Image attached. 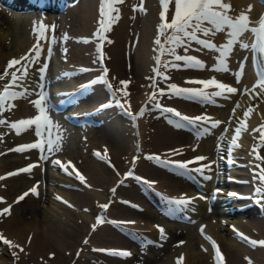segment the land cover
<instances>
[{"label": "bare ground", "instance_id": "1", "mask_svg": "<svg viewBox=\"0 0 264 264\" xmlns=\"http://www.w3.org/2000/svg\"><path fill=\"white\" fill-rule=\"evenodd\" d=\"M9 1L11 2L9 3L6 0H0V75L3 74L5 66L12 60V58L19 59L21 56L28 53L29 49H31L36 43V36L33 34V27L36 22L42 21L46 25H55L56 32L54 37L56 40H59L61 39L60 31L63 27L60 28L58 23L62 20V22H64L69 20V18L75 17L79 21V27H73V24L72 26L70 25L66 29L62 30V36L66 33L67 37L72 38L73 40L76 37H80V39H77L81 41V46L75 49L70 47L72 46L71 44L68 47V53L72 55L70 58H73L77 54L78 57H81V61H83V63H79V65H77L78 63L76 61L79 59L76 58L78 60L75 61V63H77L75 67L81 68V71H78V77L72 87H69L70 82L66 84L63 75L60 76L63 84H61V86L59 85L61 89H67L68 92H71L70 99L72 101H74L75 97H77V100L73 102L74 105H72L70 109L71 114H75L77 116L82 114L84 118H99L98 116L100 113H104V115L107 113L112 114L109 110L112 106L113 109H120L123 121L121 125L118 123V125H112V127L105 126V129L107 131H111L110 133H112L110 137H108L109 135L106 136L104 134L107 131L104 130V133H100L96 130L97 128L94 124L86 122L84 130L86 142L88 146L91 147V154L89 153V155H92V158L89 156V158L87 156L79 158L81 152L83 154L81 156H84L86 151H84V153L81 151L80 154L78 151V154H70L67 158L65 155H62L63 158H61L60 155H56L54 159L59 160L61 165H66L67 171H65L60 165H54L51 162L52 168H55L56 166V169H59L58 172L53 171L55 173L53 174L52 172L51 176L57 177L61 181L48 179L50 183L58 182L62 184L65 183L66 185H70L72 187L74 186L71 191H66L63 187L53 188V186H46V190L49 194L48 201L54 204L51 205L54 206L61 215L63 212L69 213L68 217H64L65 214L62 216L66 218L65 220H68L67 222L70 223L73 231H75L74 235L70 236L72 238L67 237L69 236V232L67 233L65 231L68 234L67 235L64 231H62L61 226H58V222L56 224L54 221V217H52L53 215H49V211L44 212L43 216L39 215V208L36 203L32 202L33 205L27 209V212H31V217H27L28 215L25 216L26 211L18 210L20 202L17 203L16 201L17 198L24 193L21 191L23 190L24 185L29 189L36 186L38 193L43 188L45 180L43 179V176H40V170H42L44 166V160L40 159L38 151L33 148H25L20 152L8 151L4 154L5 156L3 161V156L0 152V167L4 168V170L7 167V160L9 158L14 156L16 163V166H12V168L10 166V168H8L9 170H3L0 172L1 177H4V179L0 180V186H5L6 183H9L8 180L10 178L6 177V172L10 173L11 170L16 168L22 169L20 167H24L31 161H34V163H32L33 167L28 172H15L16 175L12 178L14 179V182H11V186L14 191L12 197L9 196V194L7 195V192L5 191L6 189L4 191L0 189V197L3 198L0 202L5 201L2 205H0V234H2L7 240L12 241L13 244L20 246L12 247L10 245H5L3 241H0V264H37L38 262H46L47 259H49V252L54 249L52 247L60 249L62 258L71 257L68 264L73 262L74 259L75 261L73 264H99L100 260L102 261L100 262L101 264H129V261H132L131 259L133 257L124 258L120 256H113L106 251H96V249H105L106 247L112 246L115 250L133 252V250H130L132 247L131 245L133 244L130 242H133V239L135 241L140 239L142 247L145 242L148 243V241H152L153 244L155 243L154 247L157 250L160 249L167 252L165 254H168L169 262L171 264H217L216 256L213 255V250L208 239L197 231V229H193L190 235H186V240L184 239V243L181 245L168 246L165 244L168 239V228L166 224L167 221H169L168 217L171 216V214H162L157 210V208L151 205V202L148 201L149 199L145 198L147 194L146 189L153 195L163 200L167 206L171 205L166 199L168 197L180 198L182 195L186 198L194 197L195 200L191 207L184 208L178 212V215H180L181 221H184L185 215H189L192 220L189 227L193 225L197 226L198 223L205 224L206 231L214 235L217 242L221 243V246L225 249L223 264H255L258 261L264 264V245H253L249 242L250 239L248 238L251 237L255 241H264V212L259 214L257 212L256 215H249L248 213L254 212L256 207H254L251 202H247L249 200H243L242 197H236V195L241 193L238 191L240 190L238 185H228L226 188L221 185L228 183L227 180L232 181V179H236L239 173H243L241 171H244L242 166L244 161L247 162L255 154L250 145H255L254 143H256V141L261 140L260 128H258V131H253L255 126L264 124L261 123L264 121V95H256V92H261L262 90L259 85H257V77L255 74L252 76L256 81L253 85H257L255 91L251 93H245L243 91L244 86H247L248 89L253 88V85L249 84L250 81L248 82V79H246L248 77L247 75L250 73L249 70H252V67L251 65H248V60H244V57H248L251 50L241 49L239 43L235 44L231 50V54L226 60L227 66L230 69L228 73L216 72L212 70V65L219 63L217 57L220 53L218 51L203 48V46L197 45L195 42H192V45L186 54L200 57L202 59L201 61H203L206 65L204 69L184 68L182 66L184 63L183 61L177 62L181 65V67L173 68L171 66V61L174 60V57L170 58L168 55L166 56L165 51L162 55L160 71L166 79L157 77L158 83L156 78L157 87L154 90L150 87L152 83L150 78L153 76V69L156 66L155 57L157 55V45H155L154 41L158 37V25L161 23L159 0H144L146 4L144 9L146 11L133 9L134 4H138L142 0H123L121 3L123 8L119 20L112 23L110 31L104 33L105 43L104 52H102L104 64L115 88L119 89L120 86H123L120 81H128L127 85H129L132 90L129 94H131L133 99L130 95L127 96L128 93L124 95V108H121L117 104H114V100L111 98V91L105 89L106 94L104 90H98V88L95 87V84L93 85L90 83L91 81H89V79L99 75L101 76L102 73L100 74L99 72L96 74L95 72L92 74L90 69L88 71H83L84 66L89 67L101 62V60L99 61V58L98 60L95 58L98 57V55L94 56V54L97 52L99 54L100 52L97 49V43H100L101 39L97 37L96 40L94 39L93 43L95 46L93 45L91 48L93 50L91 55L88 51L89 48H85L86 46L83 43L84 40L89 38L84 35H90L92 38L98 30V21L101 19V16L98 15V8L101 6H99V0H39L41 5L38 7L35 5L32 6L34 0ZM226 2L231 4L232 10L229 12V15H233L234 17L238 16L241 12H245V14L250 17L259 12V7L255 0H226ZM173 14L174 6L170 4L167 16L169 22L171 21ZM10 18L12 22L10 21ZM19 20L21 24L13 23H17ZM55 22H57V25ZM70 23L67 24L69 25ZM61 24L63 25L64 23ZM63 26H66V24ZM80 28L81 31H78ZM52 31L53 30L51 28L47 29V39H41L40 41L41 45H43V51L40 57L41 63L44 62L47 54V48L50 46L49 35ZM13 33L16 36L14 39L12 37ZM247 33L248 32H245L240 39L247 42ZM130 34L133 37L136 36L138 38L137 47H135L137 48L136 53H134V50H130L132 54H137V59L134 61V65L132 66V63H130L131 67H133V69H131V75L128 73L129 67L127 68L125 65V60L127 58L125 53L127 54V50L131 44L130 42L134 41V39L130 38ZM208 37L214 39V44L217 46L226 43L228 39L226 32L217 33L214 36L210 33ZM69 38L66 39V37H63L65 41L67 40L66 42H68V45L71 40H69ZM160 38L162 45H164L165 48L167 45H171L165 44V37ZM82 44H84L83 47ZM63 45L64 44H62L61 47H63ZM54 46L55 44L52 45V48H54ZM195 48H199L201 50L197 51ZM179 49H181V51H179ZM56 50L57 49L55 48L54 54L51 56V58L54 57V59L52 58L53 62L55 61L56 52L58 53ZM149 51L151 53H149ZM176 51L185 53L184 46L177 48ZM139 53L143 55V59L140 62L138 60ZM31 55H35V53H31ZM242 60H244V70L240 81L246 79L243 84H241L242 81L237 82L235 77L231 74L233 71H237L239 69V65ZM68 61L70 62V59ZM167 61L169 63H167V67H165V63ZM24 62L25 61H21V64ZM66 63L62 66L64 70L67 69ZM39 66L40 65L33 64V66L30 67V76L28 80L25 81L30 90L36 88V81L39 76L37 69ZM69 68L73 69L74 66H69L68 69ZM48 72L50 73V71ZM252 73L253 72H251V74ZM212 77L228 81L229 85L236 87L238 91L236 93L229 94L230 98L227 100L223 97H217L216 99L218 100V104L215 105L189 101L178 97H173V100L169 99L170 101H159L161 104L164 103V105L161 106L174 108L177 111L182 112L183 115L189 117L206 116L210 118V120H220L224 122L216 129H213L210 134H202L201 138L197 139L196 134L185 129H178L174 125L169 124L166 120H162V118L160 119L163 114L157 109H152L151 102L149 100L151 96L150 91L152 89L157 94L159 93L160 88L165 89L166 94L164 96H167V93L169 92L167 85L170 83H175L178 87H198L208 92L219 90L214 84H210L207 88H205L202 84L194 83V81L208 80ZM250 78L249 80H251ZM162 80H166L165 84H163L164 82ZM102 85L105 86L104 84ZM127 85H124L122 89H125ZM146 91V102L139 104V98L144 95ZM80 94L84 95V99L91 100L85 102L83 96L82 98H79ZM160 97L163 96L158 95L159 99ZM165 98L167 99V97ZM35 99H38L35 95L17 97L11 102H7L6 107L1 110L2 112H5L6 115L4 114L3 116L1 114L3 119L1 118L0 120L5 119L8 121V126L13 130L11 132H14L17 136L15 141L19 139V142L16 144L28 142L37 138L32 129L25 130V125H19L16 128L12 127L13 123L22 119H30L39 113L33 104L30 103V101ZM80 99H83L84 101L81 102L82 100L80 101ZM104 102H107L109 106L103 107ZM237 102H239L241 107L236 108ZM196 106L199 110L196 109ZM142 107H146L148 111H146L144 115L139 116L136 120H133V116L136 115ZM249 107H251L253 111L245 118L244 112ZM233 108H236L235 113L232 112ZM125 109L127 112L132 113V115H128ZM9 113H11V115ZM228 116L232 117L230 122L226 119ZM242 120H246L247 128L242 130L238 139L239 147H237L233 145L232 140L235 137V129L240 126V122ZM56 122L59 124V120ZM133 122H137V126L133 127ZM65 123L73 126V124L69 123L67 120H64L63 124ZM123 123L129 124L126 126L128 128V136L126 137L122 135V128L125 126ZM130 124L133 128L130 127ZM75 126L78 127L80 125L75 124L74 127ZM210 126V123L202 124L201 128H210ZM32 127L34 128L35 125ZM201 128L199 129L201 130ZM225 128H227L225 139L223 141H219L218 137L222 132H224ZM0 133L2 136L8 135L6 131H0ZM62 133H65L67 138H71L72 134L75 135V132L70 131L69 128L60 124V135L64 137ZM43 135L46 136L44 132L41 133V136ZM55 135L56 131L54 129L53 136ZM9 136L10 135L6 138V141H11L15 138L13 136ZM132 136H135L136 138L131 146L130 139H132ZM141 137L143 139L142 146L140 145L142 150L136 151V147L138 146V143L136 142H139V140L141 141ZM68 143L69 145L72 144L71 142ZM218 144L220 145L219 149L217 148ZM8 147H11V145H5V148L3 146V150H6ZM45 148L46 151L47 145ZM171 149H177L181 154H174L170 151ZM97 153H99V155H97ZM200 154H203L208 159L204 161H195L194 158ZM134 155L140 156L137 161L132 160ZM148 155H157L160 159L192 161V163L189 164L190 168L200 167L201 165L209 164L210 161H215L214 164H211V171L204 169L205 174L211 175L213 179L206 180L203 176H200L199 173H193L194 175L200 177L201 186L200 188H197L195 183L189 184V181L182 175L178 178V174L175 172L180 170L172 167H165L160 164L159 165L161 167H159L157 166L158 163L155 166L154 160L146 158ZM19 157L22 159H19ZM101 157L105 158L102 159ZM69 161L71 164L68 163ZM3 162L4 164H2ZM227 163H231V167L228 168L226 166ZM130 165L133 166L135 171L143 176L142 178L149 182H155L151 189L146 188L144 183H141V186H144V188L141 187L142 189L140 187H136L134 184L133 186H130L131 181H136L132 179V177H124V173L130 171ZM77 171L85 177V182L76 178L75 173ZM24 177H27V180L23 179ZM118 179H122L124 183L118 184L116 192L112 194V187L116 185ZM182 181H187V183H185L186 188H184L183 191L180 190L184 185ZM246 184H248V182ZM106 188H108V190H106ZM222 191L228 193L230 198H233L231 205L238 208L237 211H234L232 214H228V206L221 205V202L219 201L222 198H225V195H223V197L220 196L219 192ZM28 196H33L34 198V196L37 197L38 195L29 192ZM200 196H205L207 199H200ZM57 197L62 199H58ZM123 197L139 202V206L136 208L120 202ZM216 197L217 199L213 202L212 199ZM63 201H67L68 203H64ZM50 203L46 204V207H49ZM106 203H110V206L107 210H104L105 215H101L102 217L100 216L102 224L100 227L96 228L95 231H93L92 226L94 224L96 227L100 225L99 222L97 223L94 221L95 215L98 211L103 210L100 205H105ZM209 203L212 204L213 208H208ZM243 203L249 204L245 207V204ZM215 204H217L218 209L220 208L218 213L214 211ZM85 205L90 206L88 211L84 209L86 208ZM4 206H8L7 208H9L10 215L2 213ZM172 207L179 206L172 205ZM110 210L113 213L112 215H108ZM245 211L248 213H245ZM210 213L215 216L214 220L216 224L207 220L206 216L211 217ZM72 214L75 215V217H73ZM111 218L115 219L112 220ZM109 220L134 221L135 223L126 224L123 227H117L115 224L108 223L107 221ZM157 225L165 230L164 237L166 238L161 237V233ZM215 225L216 227H220V229H222L221 233L216 231V228H214ZM242 231L248 237L241 236L240 232ZM177 232L180 233L181 230L178 229ZM128 237H130V239ZM192 239H194L196 244H194L195 242H193ZM86 240L88 243H85ZM159 241L163 242V246L160 247L157 244ZM128 246H131L130 249ZM167 246L169 248H166ZM20 248H23V251H21ZM160 250H158V252ZM13 252L16 253L15 256L17 257L13 255ZM78 252L79 255L77 256ZM154 252L156 253V251ZM34 253H37L38 256L40 255V260L36 258L37 255H34ZM154 254H151V256H154L155 259ZM246 254L249 255L251 261H249L250 259L245 258ZM158 255L159 253L157 256ZM135 256L138 257L139 255ZM101 257H103V259ZM181 257L183 259L179 260ZM256 258L258 259L256 260ZM153 262L156 261L154 260ZM135 264L141 263L135 262Z\"/></svg>", "mask_w": 264, "mask_h": 264}, {"label": "snow or ice", "instance_id": "2", "mask_svg": "<svg viewBox=\"0 0 264 264\" xmlns=\"http://www.w3.org/2000/svg\"><path fill=\"white\" fill-rule=\"evenodd\" d=\"M103 7L101 8V19L98 21V30L97 37L99 39H104V33L110 31V25L119 20V9L113 8V5L116 3H122L123 0H102ZM161 5L163 6V11L160 13L161 23L158 25V37L155 39L154 43L157 45L156 52L157 55L155 57L156 66L153 71L155 76L151 77L152 83L150 85L154 90L157 87L156 78L160 77L161 79H166L163 73L160 71L161 65V56L167 51L174 60L171 61V66L173 68H179L181 65L177 62L183 61V67L188 69H204L206 67L205 63L199 60L196 56L192 55H179L177 54V48L184 46V52L187 53L189 48L192 45V42H195L197 45L203 46V48L216 50L220 53L217 57L219 63L212 65V70L216 72H229L230 69L227 66L226 60L227 57L231 54V50L234 45L239 43L241 49H251L253 52H258L260 55L258 57H254V60L257 64V67L260 68L257 75L259 79L257 80V85H259L261 92H256L257 96L264 95V17L259 20V27H250L251 21L248 15L245 12H241L238 16L229 15V12L232 10V6L230 3L226 2V0H160ZM172 4L174 6V14L172 16L171 21L169 22L166 13L169 11V5ZM139 11H146L142 6L138 9ZM115 11L117 15H112L111 13ZM55 25H46L42 21L36 22L33 27V34L36 36V43L33 45L29 52L21 56L19 59L13 58V60L8 62L7 68L4 70L3 74L0 75V81H3L5 77L10 76V81L3 85V91L0 92V110H2L3 105L5 104L6 99L12 98L15 99L17 97H26L35 95L38 99L30 101L33 106L39 111L40 115L33 116L30 119H22L12 124L13 128L17 127V124L25 125V130L32 129L36 137L41 136L42 128L44 133L47 136V150L41 146L39 142L23 145L17 147L16 149H10V151H23L25 147L39 149L40 150V159L48 160V153H53L61 150L62 146V135H60V125L58 122H53L49 116L44 115L45 110L51 108L50 103L47 102L48 92L45 84V73L48 68L47 63H41L40 57L43 51V45H41V39H47L46 30L51 28L54 32ZM170 30V34H169ZM252 32L256 35V40L254 43H247L240 39V37L245 32ZM226 32L228 37L226 43L217 46L211 42L210 39L200 38L197 33H202L204 37H208L211 33L213 36L217 33ZM165 37V44H171V47L165 48L162 45L161 38ZM52 42H55V37H52ZM102 49V45H101ZM197 51L201 49L197 48ZM35 53V55H31V53ZM47 55L51 56V48L48 49ZM103 57L101 56V59ZM244 60H247V57H244ZM244 60L240 62L239 69L237 71H233L231 74L235 77L236 81L239 82L241 76L243 75L244 70ZM21 61H25V63L21 64ZM33 64L40 65L37 69L39 73V78L36 81V88L29 89L28 84L25 83L30 76V66ZM14 65H20L19 68H16L11 73L8 72V69L13 68ZM165 67H167V62L165 63ZM105 73L107 69L104 70ZM17 72L21 74L18 76ZM107 83V81H105ZM122 85H127L128 81H120ZM194 83L202 84L205 88H207L210 84L216 85L219 90H214L211 92L205 91L202 88L198 87H178L175 83H170L167 85L169 92L167 93L168 98L171 99L173 97L182 98L189 101L200 102L204 104H217V97H223L225 100L229 99V94L236 93L238 89L228 84H223L216 80L215 77H212L208 80H197ZM257 85H253L252 89H248L247 86H244L243 91L245 93L254 92ZM108 87L112 89V93L116 96L117 92L122 91V89L112 88V85L108 83ZM10 88H20L22 91H10ZM165 90L160 89L157 94L153 91V94L150 96L149 100L152 104V109L159 110L162 114L166 115L167 122L169 124L174 125L178 129L196 127L201 128L202 124L210 123L209 127H202L201 131L197 133V139L201 138L202 134H210L213 129H216L219 125L224 123L220 120H210V118L206 116H194L189 117L186 115H182L179 111L171 107H162L158 101V95L164 96ZM116 102L119 104V97H116ZM121 108H124L123 104H119ZM241 107L239 102L236 104V108ZM236 108L232 109V112L235 113ZM127 112V110L125 109ZM148 111L146 107H142L140 111L133 116V120H136L139 116L144 115V113ZM253 111L251 107H249L245 112V118L249 116V114ZM128 115H132V113L127 112ZM4 121L0 120V124H3ZM35 125L33 128L32 126ZM264 128V125L260 126ZM247 128L246 120H242L240 122V126L235 129V137L232 140L233 145L239 147L238 139L242 133V130ZM55 129L56 135L53 136V130ZM259 129H253V131H258ZM227 132V128L224 129V132L218 137L219 141H223L225 139V133ZM261 144L264 145V133L261 134ZM220 145H217L219 149ZM257 146L254 145V150ZM195 150V149H194ZM171 152L174 154L180 155L181 153L177 149H171ZM99 155V153H97ZM102 159L105 157H101ZM149 160H154L158 164L163 165L165 167H172L174 169H178L183 173H199L200 176H203L206 180H212L213 177L211 175H206L204 169H208L211 171V164H214L215 161H210L209 164L201 165L200 167L190 168L189 164L192 161H179V160H170V159H160L157 155H148L146 157ZM208 158L205 156H197L194 158L195 161H204ZM54 165H60L67 171L66 165H61V162L57 159H53L51 161ZM71 164V162H68ZM33 167L32 164H29L26 168L19 169V172H28ZM259 168V165H256ZM16 173H7L8 176L14 175ZM76 178L85 182V177L81 175L78 171L75 173ZM129 176H134V173L130 170L127 173ZM258 181L261 183L254 189V192L264 198V168H260L259 172L254 173ZM135 179L141 180L142 183L145 184L146 188L151 189L155 182H149L141 177H135ZM4 179V177H0V180ZM124 181L121 180L120 184H123ZM115 193L116 189L113 188L111 190ZM29 192L39 195L37 192V187L33 186L29 189L28 192H24L17 198V203L24 200L25 197L29 195ZM163 195V194H161ZM235 195V194H233ZM58 199H62L57 197ZM168 202L172 205L179 206L181 208L191 207L195 198H186L185 196H181L180 198L168 197L166 198ZM200 199H207L205 196H200ZM3 198L0 197V201ZM64 203H68L67 201H63ZM123 203H130L129 201H122ZM132 207H138L137 205H131ZM10 207V206H9ZM102 209H107L108 205H100ZM87 211V209H86ZM2 213L9 214V208H4ZM101 215H105V213H101ZM99 221V218H98ZM108 223L115 224L117 227H123L126 224L135 223L134 221H107ZM159 231L161 233L162 238L164 237L165 230L157 225ZM93 231L96 229V225L92 226ZM201 232H203V228H201ZM243 236V234H240ZM211 239L210 237H207ZM0 241H3L5 245H10L12 247H20L19 245L13 244L12 241L7 240L2 234H0ZM253 245H264V241H249ZM85 243H88L86 240ZM148 243H152V241H148ZM184 243L183 241L180 242ZM215 249H216V260L217 264H223L224 257L220 252L218 246H216L215 241H212ZM23 251V248H20ZM96 251H107L110 255L120 256V257H129L132 255L130 251L126 250H105V249H96ZM15 256L16 253L13 252ZM54 255V254H53ZM183 258H179L182 260Z\"/></svg>", "mask_w": 264, "mask_h": 264}, {"label": "rangeland", "instance_id": "3", "mask_svg": "<svg viewBox=\"0 0 264 264\" xmlns=\"http://www.w3.org/2000/svg\"><path fill=\"white\" fill-rule=\"evenodd\" d=\"M135 1H138V0H135ZM99 6H100V3H99ZM99 10H98V15L100 16V12H101V6H100V8H98ZM54 15V14H53ZM98 16V17H99ZM51 17H54V16H51ZM8 19H9V16H8ZM71 20V21H70ZM74 20V21H73ZM10 21L12 22V20H11V18H10ZM63 21V20H62ZM62 21H60L61 23H64L63 25H65L66 24V26H63L60 22L58 23L59 25H60V28L61 27H63V28H61L62 30L63 29H66L67 27H69L70 25L72 26V24L74 25L73 27H79L78 25H79V21L75 18V17H73V18H69V20H66V21H64V22H62ZM10 22V23H11ZM71 22V23H70ZM74 22V23H73ZM14 24H18V23H20L21 24V22H20V20L16 23V22H13ZM67 23H70L69 25L67 24ZM12 24V23H11ZM55 24L57 25V22H55ZM82 28V27H81ZM81 28L78 30V31H81ZM62 30L60 31V38L61 39H59L58 41H57V46H56V51H58V53L56 52V57H55V61H56V63H60V61L61 62H64L65 61V59H66V61L64 62V63H66V62H68V63H66V65H67V68L70 66V67H73L74 66V68L73 69H71V68H69L68 70L69 71H73V72H71V73H69L68 75H66L67 76V79H65V81L68 83V82H70V83H72L73 82V80H76L77 79V75L79 74V72H78V67L76 68L75 66H76V64L77 65H79V63L81 64V63H83V61H81V57H78L77 56V54H76V56H74L73 58H70V57H72V55L70 54V53H68V47L72 44V46H70L71 48H77V47H79V46H81V41L79 40L80 39V37H76V38H74V40L72 39V38H69V37H66V39H68L69 38V40L71 41H69V45H68V42H66L64 39H63V37L65 36V33L63 34V36H62ZM132 33V32H131ZM67 35V34H66ZM131 35V34H130ZM84 36H86V37H91L90 35H84ZM12 37H13V39L16 37L15 36V34L13 33V35H12ZM130 37V36H129ZM77 38H79V39H77ZM86 39V40H84V44H85V48H89V52H90V55L92 54V46L94 45V39L96 40V37H93L92 36V38L91 39ZM98 38V37H97ZM112 38H113V35H112ZM130 38H132V39H134V41L133 42H130L129 44H130V47L128 48V50H127V54L125 53V55L127 56V58H126V56H125V58H126V62H127V64H126V62H125V65H126V67L129 69V71H128V73H129V75H131L132 74V72H131V69H133V67H131V65H130V63H132V66L134 65V61L137 59V54H134V53H136V51H137V48H135V47H137V43H138V38L136 37V36H132L131 35V37ZM78 40V41H77ZM62 41V42H61ZM75 41V42H74ZM80 41V42H79ZM65 42H66V44H65ZM58 43H60V44H58ZM80 43V44H79ZM134 43V44H133ZM62 44H64L63 45V47L66 45V47H61L62 46ZM73 44H75V45H73ZM84 44H82V47H83V45ZM77 45V46H76ZM76 46V47H75ZM95 46V45H94ZM132 47V48H131ZM131 48V49H130ZM63 49V50H62ZM136 49V50H135ZM66 50V51H65ZM130 50H134V56H133V54L131 53V51ZM65 51V52H64ZM129 51V52H128ZM133 52V51H132ZM63 53H64V55H63ZM77 53V52H76ZM149 53H151L150 51H149ZM66 54V55H65ZM63 57H62V56ZM68 55V56H67ZM96 55H98L97 53L96 54H94V56H96ZM65 56V57H64ZM131 56V57H130ZM138 56H139V62L140 61H142V59H143V55L141 54V53H139L138 54ZM67 57H69V58H67ZM76 58H78V59H76ZM96 58V60H98V57H95ZM64 59V60H63ZM70 59V62L72 63H70L68 60ZM72 59V60H71ZM74 60V61H73ZM76 60H78V61H76ZM75 61L77 62V63H75ZM99 61H100V59H99ZM128 61H131V62H128ZM90 63V62H89ZM128 63H129V65H128ZM167 63H169L168 61H167ZM69 64V65H68ZM71 64V65H70ZM75 64V65H74ZM151 65H152V57H151ZM90 67H92V70H94V72H91L92 74H94L95 72H96V74L97 73H99L100 72V74H101V71H102V69L103 68H106V66H105V64H104V61H101L99 64H95V65H93V66H90ZM96 70V71H95ZM131 72V73H130ZM249 74L247 75L248 77L246 78V79H248V82H249V84H254V82H255V78L253 79V75L251 74V70H249ZM128 73H127V75H128ZM195 73V72H194ZM225 73H228V72H225ZM166 74V73H165ZM251 74V75H250ZM149 75H150V72H149ZM108 76H109V73H108ZM70 77H73V78H70ZM76 77V78H75ZM92 77V76H91ZM149 77V76H148ZM251 77V78H250ZM94 80H98V79H101L102 77L99 75V76H97V77H92ZM91 78V79H92ZM166 78V77H165ZM249 78L252 80V82H251V80H249ZM149 79V78H148ZM246 79L244 80H241L242 81V83L241 84H243L245 81H246ZM67 80H69V81H67ZM105 81H107V83L105 82ZM105 81H102V82H100V83H96L95 84V87L96 88H98V90H104L105 91V89L106 88H102L103 86H102V84H104L105 85V87H107V89H108V91H111V94H113L112 93V89H110L109 87H108V83H110L111 85H112V87L113 88H115V86L112 84V82H111V80H110V77H109V80H105ZM164 83L163 84H165V82H166V80H162ZM240 81V82H241ZM248 82H246V83H248ZM148 83H149V81H148ZM94 85V84H93ZM251 85V86H252ZM124 87V85L123 86H120V88L119 89H122ZM128 89V91H127V89ZM127 92H126V91ZM131 88H130V86L129 85H127L126 87H125V89H122V92L123 93H125V95L128 93V95L127 96H129L130 95V97L133 99V97L131 96V94H129V93H131ZM105 93H106V91H105ZM107 94V93H106ZM126 96V97H127ZM146 96H147V91L145 92V94L144 95H142L140 98H139V104H141L142 102L144 103V102H146ZM165 97H167V99L165 98ZM108 98V97H107ZM172 100H173V98H171ZM82 100V101H81ZM85 100V102L86 101H88V100H91V99H84ZM83 99H80V101L81 102H83L84 101ZM158 100L159 101H170L169 100V98H168V95L167 96H163V97H160V99L158 98ZM171 100V101H172ZM195 107V106H194ZM197 107V106H196ZM197 110H199V108L197 107L196 108ZM107 110V109H106ZM105 110V111H106ZM109 110L112 112V114H105L104 115V113H100L99 114V119H104V120H106L107 122H108V125H106V127H112V125H118V123H119V125H121L122 124V115H121V113H120V109L119 108H115V109H113V107L111 106L110 108H109ZM115 110V111H114ZM113 111H114V113H113ZM4 116V114L6 115V113L5 112H2L1 113V110H0V119L2 118V115ZM10 115H11V113H9ZM127 117H130V116H127ZM230 116H228V117H226V119L227 118H229ZM162 117H160V119H161ZM3 119V118H2ZM126 120H128L127 118H125ZM5 120V119H4ZM3 120V121H4ZM115 120H117L118 121V123L116 122V124H114V121ZM162 120H163V118H162ZM230 121V120H229ZM7 124V125H6ZM125 126L122 128L123 129V131H122V135L123 136H128V134H127V132H128V128L126 127L127 125H129L128 123L127 124H125V123H123ZM130 127L131 128H133L132 127V125L130 124ZM6 129V130H5ZM0 131H6V133L8 134V135H10L9 137H11V136H13V137H15L13 140H11V141H6V138L8 137V135L7 136H5V135H1V133H0V135H1V139H2V141H1V139H0V150H2V151H0L1 152V154H2V161H3V158H4V154L6 153V152H8V151H10V149H16V143H18L19 142V139L17 140V141H15V139H17V136H16V134L14 133V132H11V131H13L12 130V128H10L9 126H8V121H6L5 120V122L3 123V124H0ZM104 130H101V131H99L100 133H104L105 131H107L106 129H105V131L103 132ZM111 131H107V132H105L104 134L106 135V136H108V137H110V135H112V133H110ZM5 137V138H4ZM132 139H130L131 140V146L133 145V143H134V141H135V136H132L131 137ZM69 138H67L66 136H64L63 137V139H62V146H61V150L60 151H57V152H53V153H48V160H44V166H43V168H42V170H40L41 172H40V176H43V179L45 180L44 181V183H43V188L42 189H45V190H42L41 189V191L39 192V195L37 196V197H35L34 196V198H33V196L32 197H29V196H27L24 200H22V201H20V203H19V206H18V210H20V211H26V215L25 216H27V217H31V212H27L28 210V208L31 206V205H33L32 204V202H34V203H36V205L38 206V213H39V215H41V216H43L44 214V212H48L49 213V215H53L52 217H54L53 219H54V221L56 222V224H57V222H58V226H61V228H62V231H66L68 234H69V236H67L68 238H72V237H70V236H73L74 235V232L75 231H73V228H72V226L70 225V223L69 222H67L68 220H65L66 218H64V217H68V214L69 213H65V212H63V216H64V214H65V216L63 217L61 214H60V212H58V210L54 207V206H52L51 204H53L52 202L50 203V201H48V199H49V194H48V192H47V188H46V186H53V188L54 187H63L66 191H71V189L72 188H74V186L72 187V186H70V185H66L65 183H58V182H52V183H50V181L49 180H53V181H61L59 178H57V177H52L51 176V174H52V172L53 171H55V172H58L59 171V169H56V166H55V168H52V166H51V161L55 158V156L56 155H60V157L61 158H63L62 157V155H65L66 156V158L68 157V155H73V154H80V152L81 151H83V153H84V151H86L85 152V154H84V156H81V155H83L82 154V152H81V155H79V158H81V157H90V158H92L91 156L92 155H89V153L91 154V147L90 146H88V144H87V142H86V140L85 139H82V140H77V139H75V141H70V140H68ZM141 139H142V137H141ZM141 141H143V139L141 140ZM68 142H71L72 144L71 145H69V143ZM82 143V144H81ZM5 145H11V147H8L6 150H3V146H4V148H5ZM72 151H73V153H72ZM79 151V152H78ZM88 151V152H87ZM13 152H16V151H13ZM69 152V153H68ZM76 152V153H75ZM78 152V153H77ZM88 157V158H89ZM19 159H22L21 157H19ZM14 160V156L12 157V158H9L8 160H7V167L5 168V170L7 171V170H9L8 168H10V166H11V168H12V166H16V163H15V160ZM13 161V162H12ZM19 161V160H18ZM14 163H15V165H14ZM2 164H4V162L2 163ZM154 164H155V166H156V164H157V162L156 161H154ZM157 166H159V167H161L159 164H157ZM158 167V168H159ZM20 168H22V167H20ZM4 170V168H2V167H0V172L1 171H3ZM4 170V171H5ZM55 172H53V174L55 173ZM7 173H9V172H6V177H9L10 179L8 180L9 181V183H6V185L5 186H0V189H2L3 191L5 190L6 192H7V195L9 194V196H13V193H14V191H13V188H12V186H11V182H14V179H12L13 178V176H15L16 174H14V175H11V176H8L7 175ZM171 174H173L172 172H170ZM58 175V174H57ZM177 175V174H176ZM19 176V175H18ZM178 176V178L180 177V175H177ZM0 177H1V174H0ZM52 177V178H51ZM182 178V177H181ZM23 179H25V180H27V177H24ZM49 179V180H48ZM19 181H22V180H19ZM37 181V180H36ZM48 181V182H47ZM47 182V183H46ZM49 183V184H48ZM182 183H184V185L182 186V188L180 189V190H184V188H186L185 187V183H187V181L186 182H184V181H182ZM189 184H190V182H188ZM51 184V185H50ZM130 186H133V185H131L130 184ZM2 187V188H1ZM137 187V186H136ZM52 188V187H51ZM10 189V190H9ZM28 187H25V185H24V188H23V190H21V191H23V192H27L28 191ZM9 190V191H8ZM106 190H108V188H106ZM36 198V199H35ZM38 199V200H37ZM53 199V198H52ZM56 200V199H55ZM58 201V200H57ZM5 202V201H4ZM4 202H0V205H2ZM50 203V205H49V207H46V204H49ZM14 205V204H13ZM54 205V204H53ZM86 206V205H85ZM54 209H53V208ZM90 206H86V208H84L85 210L87 209V211L90 209L89 208ZM17 208V207H16ZM49 209V210H47V209ZM22 209V210H21ZM56 210V211H55ZM53 213V214H52ZM58 213V214H57ZM212 213V212H211ZM210 213V214H211ZM56 214V215H55ZM60 214V215H59ZM66 214H67V216H66ZM62 216V217H61ZM72 216L73 217H75V215H73L72 214ZM56 217V218H55ZM206 218H207V220H209L211 223H213V224H216L215 223V216H213L212 214H211V217L210 216H206ZM60 221H59V220ZM69 219V218H68ZM63 222V223H62ZM195 225H193V226H191V227H189V226H178L177 228H172V230L171 229H169L168 230V232H167V235H168V239H167V241H166V243L165 244H167L168 246H175V245H181V241H183L184 242V239L186 240V235H190L191 234V231L194 229V230H196V227H194ZM187 227V228H186ZM194 227V228H193ZM214 228H216V231L217 232H219V233H221V231H222V229H220V227H216V225H215V227ZM176 229V230H175ZM181 230V232L179 233V232H177V230ZM190 230V231H189ZM170 231V232H169ZM63 232V233H64ZM174 234V235H173ZM175 238H174V237ZM79 237H80V235H79ZM127 237V236H126ZM129 239H130V237H128ZM177 238V239H176ZM138 239V238H137ZM176 239V240H175ZM181 241H180V240ZM174 240V241H173ZM192 241L193 242H195L194 241V239H192ZM135 242V243H134ZM131 244V246H128L129 248L131 247V249L130 250H133V252L132 251H130V252H132V255L131 256H129V257H133L131 260L132 261H129V264H135V262L136 263H141V264H167V263H170L169 262V257H168V254H165V253H167V252H165L164 250H160V249H158V250H160L159 252H158V250L154 247V244H153V242H152V244L151 243H146L145 242V244H147L146 246H144V247H142V243H141V241H140V239H138L137 241H135L134 239H133V242L131 241L130 242ZM138 243V244H137ZM194 244H196V242L194 243ZM134 245H135V247H134ZM138 245V246H137ZM148 245H150V246H148ZM153 247H152V246ZM160 247L161 246H163V245H159ZM166 247V248H169V247ZM146 247V248H145ZM147 247H148V249H147ZM52 248H54L53 250H51L50 252H49V259H47V261L46 262H42V263H39V264H68V261L70 260V258L71 257H64V258H62V255H61V252H60V249H56L55 247H52ZM142 248L144 249V251H142ZM154 248H155V250H154ZM153 249V250H152ZM154 251H156V253L154 252ZM152 252V253H151ZM159 253V257L157 256V254ZM33 253V252H32ZM142 253V254H141ZM148 253V254H147ZM150 253V254H149ZM155 253V254H154ZM54 254V255H53ZM151 254H154L155 255V259H154V256H151ZM34 255H37L36 256V258L37 259H39L40 260V255L38 256V254L37 253H34ZM135 255H139L138 257L137 256H135ZM146 255V256H145ZM106 256V255H105ZM141 256V257H140ZM149 256V257H148ZM157 256V257H156ZM15 257H17V256H15ZM149 259H148V258ZM102 259H103V257H101ZM138 258H141V259H138ZM151 258V259H150ZM262 258V257H261ZM136 259V260H135ZM159 259V260H158ZM258 258H256V260H257ZM260 259V258H259ZM147 260V261H146ZM156 261V262H153V261ZM140 261V262H139ZM143 261V262H142ZM100 262H102L101 260L99 261V264H101ZM257 262V261H256ZM37 263V264H38ZM14 264H16V263H14ZM171 264V263H170ZM255 264H263L262 262H260V261H258L257 263H255Z\"/></svg>", "mask_w": 264, "mask_h": 264}]
</instances>
